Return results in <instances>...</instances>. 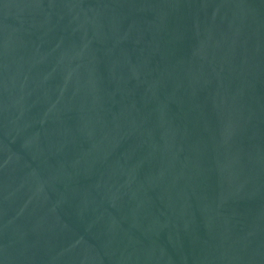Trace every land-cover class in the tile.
I'll use <instances>...</instances> for the list:
<instances>
[{
  "label": "water",
  "instance_id": "1",
  "mask_svg": "<svg viewBox=\"0 0 264 264\" xmlns=\"http://www.w3.org/2000/svg\"><path fill=\"white\" fill-rule=\"evenodd\" d=\"M0 264H264V0H0Z\"/></svg>",
  "mask_w": 264,
  "mask_h": 264
}]
</instances>
